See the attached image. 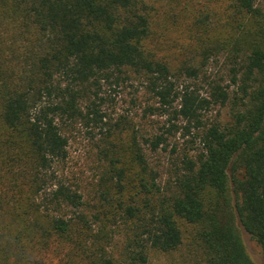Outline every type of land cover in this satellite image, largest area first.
I'll list each match as a JSON object with an SVG mask.
<instances>
[{
  "label": "trees",
  "instance_id": "1",
  "mask_svg": "<svg viewBox=\"0 0 264 264\" xmlns=\"http://www.w3.org/2000/svg\"><path fill=\"white\" fill-rule=\"evenodd\" d=\"M172 28L186 32L179 55L162 53ZM220 57L228 82L208 73ZM130 77L202 145L166 176L130 122L97 112L101 82ZM214 107L230 122L206 123ZM77 120L102 131L86 192L55 169ZM240 227L264 261V0H0V264H147L183 249L195 264H254Z\"/></svg>",
  "mask_w": 264,
  "mask_h": 264
},
{
  "label": "rangeland",
  "instance_id": "2",
  "mask_svg": "<svg viewBox=\"0 0 264 264\" xmlns=\"http://www.w3.org/2000/svg\"><path fill=\"white\" fill-rule=\"evenodd\" d=\"M185 36L186 32L177 31V28L168 30L166 39H162V48H164L162 53L179 55L184 52L181 50V46L186 44ZM228 70L229 64L223 57H220L211 62L208 73L214 77H222L225 82H228ZM188 83L190 82L185 80L176 82L175 90L180 91ZM193 83L197 85V83L191 82V84ZM197 87L201 95L206 96V86L200 83ZM93 100L96 103L98 114L104 116L103 122L114 123L124 118L135 127L142 137L141 141L149 162L160 170L163 176H166L174 163L179 162L184 153L194 156L202 149L195 132L189 136H183L180 130L182 122L174 120L171 114L163 113L158 99L142 81L134 77L119 82L113 78L101 82V86L97 90V98ZM178 104L179 100L174 105L177 107ZM229 114V108L214 107L205 115V122L212 123L217 120L227 123L230 122ZM168 120L178 128L175 133H165L171 124ZM101 132L100 125H94L92 122L88 124L84 120L70 123L64 129L68 141L67 157L55 169L63 180L84 192L93 186L101 170L99 151L102 144L98 142ZM161 134L167 138V144L161 145L153 153L145 141ZM96 143H99V148L96 147ZM172 148H175V153L171 152ZM240 231L246 251L254 264H264L260 246L242 227H240ZM114 250L119 251L118 244ZM187 254L188 252L184 249L173 255L151 252L147 264H195L192 258L186 256ZM48 261L49 264H53L50 260Z\"/></svg>",
  "mask_w": 264,
  "mask_h": 264
}]
</instances>
